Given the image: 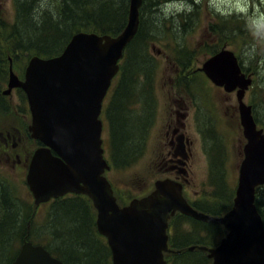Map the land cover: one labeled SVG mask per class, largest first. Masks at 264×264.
I'll list each match as a JSON object with an SVG mask.
<instances>
[{"label":"rangeland","instance_id":"1","mask_svg":"<svg viewBox=\"0 0 264 264\" xmlns=\"http://www.w3.org/2000/svg\"><path fill=\"white\" fill-rule=\"evenodd\" d=\"M63 2L64 0H34L31 4L33 6L31 12H34L31 15L32 20L39 21L43 16L41 14H47L56 20ZM115 2L120 3V0L113 1ZM157 2L156 5H151L148 0H144L140 8L139 17H142L152 37L147 44L148 60L144 64L145 71L130 73L131 80H135L137 86H133L125 104L121 103L119 106L120 96L116 88L119 76H117L108 92L111 100L109 101L110 98L107 97L104 104V107L108 105L107 109L116 108L110 118L104 113L101 117L104 126L101 133L104 157L113 166V171H109L105 176L113 186L114 196L119 205H126L132 199L146 196L154 190V182L161 177L154 169L153 162V94L157 99L163 80L172 72L188 70L189 91L196 97L194 105L197 109V113H194L196 122L189 128V136L193 140L189 201L197 203L201 208L222 210L227 206V202L229 203L231 196H234L239 165L243 160L245 139L239 121L235 92L227 94L215 87L200 68L213 55V51L218 52L224 48L232 51L237 56L243 72L252 79L243 101L252 106L258 127L264 130V0H158ZM72 10L76 15L78 14L74 7ZM16 12L14 0H0V91L6 86L9 67L12 66L11 71L21 77L29 58L35 56L34 53L29 57L12 51V47L17 45L16 40H12L13 30H11L15 25ZM69 17L70 14L66 12L63 16L65 23ZM26 26L27 24L17 25L21 32L22 29H27ZM28 34L27 32L26 36H29ZM34 36L39 35L34 34ZM129 65L131 70L135 66V64ZM142 68L141 60L138 69ZM128 80L130 82L129 78ZM146 86L150 87V91L139 90ZM10 97L14 113L3 121H9V118L16 119L14 124L18 128L15 147L21 155L25 149L30 150L31 160V155L38 145L36 141L28 138L23 130L27 121L26 110L24 113L25 107L21 103L19 92L13 90ZM14 105L21 107L16 108ZM110 135L115 140L113 154ZM25 175L26 168L21 164L17 168H11L10 165L0 166V231L5 225L6 231L2 238L5 242L9 241L5 243L4 250H0V256L3 257L0 258V264H5L11 254L19 251L24 239L19 229L22 225L26 226L27 217L33 211L34 200L25 183ZM257 199L264 203V189L258 190ZM84 200H88L86 205L92 207L87 197ZM92 212L95 220L96 212L93 207ZM66 213L71 215V212L60 214L59 222L63 226H58L60 233L65 232L70 236H65L67 241L61 238L66 246H63L59 240L56 241L52 228L47 223L49 215L52 214L48 204L36 207L29 225L30 235L28 230L26 240L34 244L44 242L54 251L56 246L61 247L60 251L71 246V256L66 254L69 264L87 262L82 252H78L84 245L95 255L92 263L98 262L96 246H99L106 254V261L111 264V254L106 239L97 233L95 222L94 232L90 231V239L84 240L69 233L75 228L67 227L69 216ZM178 220L179 222H175L174 234L176 240L183 238L186 241L185 247L204 241L208 244H217L222 236L218 228L216 234L211 232V228L208 231L203 229L193 233L192 222L187 218ZM15 226H18L17 231ZM199 253L202 257H206L205 253ZM172 261L173 264H184L180 260L172 259Z\"/></svg>","mask_w":264,"mask_h":264},{"label":"water","instance_id":"2","mask_svg":"<svg viewBox=\"0 0 264 264\" xmlns=\"http://www.w3.org/2000/svg\"><path fill=\"white\" fill-rule=\"evenodd\" d=\"M143 0H129L127 22L116 36L77 32L53 57L32 56L23 80L10 70L8 95L20 88L26 95L32 139L42 146L29 162L26 182L34 206L64 197L86 196L96 212L95 228L106 239L111 264H166L168 220L176 212L220 225L225 231L215 247H200L211 264H264V224L255 205L264 185V133L257 129L251 106L243 102L252 84L232 51L221 49L200 70L226 92L236 91L239 121L246 141L231 208L213 217L195 210L181 195L180 185L154 182V190L119 206L104 176L103 99L119 71V60L139 27ZM22 241L10 264H63L43 246ZM196 247L191 246L189 251ZM179 253V252H177Z\"/></svg>","mask_w":264,"mask_h":264},{"label":"trees","instance_id":"3","mask_svg":"<svg viewBox=\"0 0 264 264\" xmlns=\"http://www.w3.org/2000/svg\"><path fill=\"white\" fill-rule=\"evenodd\" d=\"M67 1H70V3H68ZM113 1L115 0H64V2L61 3L62 9L56 20H53L47 14H41L43 16L39 19V21L37 20L34 21L32 20L31 17V15H33L34 13L31 12L33 8L31 4L34 3V0L30 2L14 0L15 6L17 7V12L15 16L16 19L14 20L15 25L14 27L13 26L11 27V30H13L12 40L13 39L16 40L17 45L12 47V51L15 54H23L29 57L32 53H34L35 56L37 55L38 57L48 58V57H53L55 55H59L62 49L64 48V46L68 43L69 39L71 38L74 32L77 33L83 31V32L98 33L99 35L116 36L119 33H121V31L124 29L126 25L128 9H129V0H120V3L119 2L113 3ZM148 1L150 2L151 5H156L158 3L157 2L158 0H148ZM71 6L72 8L74 7L77 10L78 12L77 15L74 13ZM66 12L70 14V17L65 23L63 16ZM139 15H140V9H139ZM24 24H27L26 26L27 29H22V32L19 31L17 25H24ZM27 32L29 33L28 34L29 36H26ZM149 32L150 30L145 27L142 17L140 16L138 32L133 38V40L126 47L124 51L123 59L121 60V62L123 63L120 65V72L118 77L119 83L116 86L117 94L120 96L118 101V106L121 103H123V105L125 104L124 102L129 99L130 92L133 89V86H137V82H135V80H131V74H133L134 72L136 73L140 71H145L146 67L144 66V64L148 60L146 57L147 44L148 41L151 40L152 38ZM34 34H38L39 36L35 37ZM139 50L141 52H138ZM212 53L214 55L215 53H217V51H213ZM141 60L143 61V68L139 70L138 63ZM129 64H135L132 70ZM149 71H151V69H149ZM128 78L130 79V82ZM115 109L116 108H112V107L109 109L106 108L105 115H108V117L110 118V115L113 113ZM110 142H111V151L113 154L115 150V140L111 135H110ZM36 143L38 146L40 145L39 142ZM113 163L115 162L113 161ZM114 165L117 166V163H115ZM262 189H264V186L257 188L256 190L255 205L264 223V203L258 201L257 199L258 190H262ZM232 197L233 196H231V198ZM85 198L86 197L71 196V197L59 198L48 203L49 209L50 208L52 209V214L49 215L47 219V223L51 226L52 234L55 236L54 238L56 239V241L59 240L63 246H66V243L63 242L62 239L64 241H67V238H65V236L67 237L70 236L69 234H66L63 231L62 234L58 230L59 227L63 226L59 222L60 214L62 213L71 212L70 216H69L70 213H66L69 216L67 218L69 222V225L67 227L73 226L75 228L74 231L68 230L70 234L77 235L76 237L86 240V239H90L91 236L90 231L94 232V222H95L94 214L92 212V207L90 205H86V201L88 200H84ZM231 198L229 200V203L227 202V206L222 210L221 209L209 210L205 208H200L197 205H194V207L204 211L205 213L212 215L213 217H218L230 209L233 199ZM180 218H187L190 222H192L194 226L193 233H196L198 232V230H203V229L208 231L209 228H211V232L213 234L217 233V228L220 230V234L222 236L225 233L222 227L219 225L205 224L202 222H198L190 217H179V219ZM75 225H78L77 226L78 228L75 227ZM5 228L6 227L4 225V227H1V231H0L1 232L0 250H4L5 243L9 242V241L6 242L3 241L4 238H2V236H4L6 231ZM11 229L13 231L12 227ZM17 229L18 226L17 227L15 226V231H17ZM19 230L21 231V234L23 236L26 235L27 233L26 226L22 225ZM29 235H30V230H29ZM203 243L207 244L206 241H204ZM38 245L43 246L47 251L50 252L52 256L60 259L64 264H69L66 258L67 255L71 256L70 254H72L71 246L66 249L63 248L64 249L63 251H60L61 247L56 246L54 251L44 242H40L38 243ZM96 247L98 248V252H96L98 256L96 260H98V262H94V263H92V260L95 259V255L93 254V251H91L90 248L87 247L86 245H84L83 248H80L78 252H82L85 259H87V262L84 260L85 262L82 264H110V262L106 261L105 252H103L99 246ZM175 247L178 249V246ZM17 252L11 254L9 260L5 264H10V262L16 256ZM107 252L108 250L106 251V253ZM8 256L9 255H7V257ZM0 258L2 259L3 257L0 256ZM166 258H168L167 260L170 264L171 263L173 264V261L171 262L172 259L180 260L184 264H206L208 262L211 263V261L207 258V256L202 257V255L196 251H192V252L185 251L180 256H174V257L167 255Z\"/></svg>","mask_w":264,"mask_h":264},{"label":"flooded vegetation","instance_id":"4","mask_svg":"<svg viewBox=\"0 0 264 264\" xmlns=\"http://www.w3.org/2000/svg\"><path fill=\"white\" fill-rule=\"evenodd\" d=\"M10 70H12V66L9 67V72ZM9 72L7 75L6 86L3 90L0 91V166L10 165L11 168H17L21 164L22 166H24V168H26V175H25V183H26V176L30 162L29 159L30 150L25 149L23 155H21L18 148L15 147L17 144L16 132L18 128L14 124V121L16 119L9 118V121L8 120L3 121L4 118L8 116H12L14 113L12 110L13 103L10 97L12 95L13 90L19 92L22 99L21 103L24 104L25 107V109H23L24 113L26 110L25 114L27 121L25 122V127L23 126V130L26 136L31 140H33L28 130V127L31 123V115H30L26 95L20 88H13L8 95L3 94V92L8 89ZM23 73L21 74V77H19V75H16L15 73L14 74L19 79L22 80ZM189 85H190L189 71L187 70L180 72L176 70V72H172V74H170L167 78L163 80L161 92H159L157 99L156 97H154L153 94V116H152L153 130H154V147H153L154 161L153 162H154V169L156 170L158 176L161 177L158 180H169L171 182L180 185L181 195L186 200V202L194 209L200 212H204L194 207V205H198L197 203L189 201V185H190L189 174L191 173L192 156H193L192 154L193 140L189 136V128L191 126H194V123L196 122L194 113H197V109L195 108L194 105L196 97L193 95L192 92L189 91ZM214 86L217 87L218 89L219 88L222 89L227 94H232L235 92V97H236V91L226 92L222 87L216 85ZM111 88L112 85L110 87V90ZM149 88H150L149 86H146V87H141L139 90L147 92V90L150 91ZM108 94L107 97L109 96ZM110 100L111 98L109 99V101ZM17 107H21V105H18ZM194 109L196 110L194 111ZM237 109H238V103H237ZM251 110H252V106H251ZM251 112L257 128L262 129L261 127H258L257 124L258 122L256 120L254 111L252 110ZM27 141L29 142V140ZM112 168L110 167V169L107 172H105L104 175H106L109 171H113ZM106 179L109 182L111 188H113L111 182L108 180L107 177ZM2 190L5 189L2 188ZM66 196L85 197L83 195H77V194H67ZM34 213H35L34 210L31 211L29 217H27L28 219L25 222L27 230H29L30 228L29 225L31 224ZM179 217H188V216L176 212L168 220V228H167L168 249L171 250L172 252L166 253L165 254L166 256L167 255H170L171 257L180 256L185 251L188 252L196 251V252H203L206 254V252L201 250L200 247L209 248V247H215L218 244V243L206 244L203 242L202 243L198 242L185 247L186 241H184L183 238H179V240H176L177 238L174 234L175 222L176 221L179 222L178 220ZM202 223L211 224L206 222H202ZM211 225H215V224H211ZM22 237L25 238V235L24 236L22 235ZM175 246H178V249ZM191 246H195L196 248L192 251H189L188 248Z\"/></svg>","mask_w":264,"mask_h":264},{"label":"bare ground","instance_id":"5","mask_svg":"<svg viewBox=\"0 0 264 264\" xmlns=\"http://www.w3.org/2000/svg\"><path fill=\"white\" fill-rule=\"evenodd\" d=\"M238 59V58H237ZM264 224V223H263Z\"/></svg>","mask_w":264,"mask_h":264}]
</instances>
